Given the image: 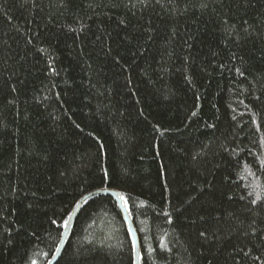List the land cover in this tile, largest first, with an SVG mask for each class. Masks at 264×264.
<instances>
[{"label": "trees", "instance_id": "1", "mask_svg": "<svg viewBox=\"0 0 264 264\" xmlns=\"http://www.w3.org/2000/svg\"><path fill=\"white\" fill-rule=\"evenodd\" d=\"M104 189L140 264H264V0H0V264ZM54 264H134L110 195Z\"/></svg>", "mask_w": 264, "mask_h": 264}, {"label": "water", "instance_id": "2", "mask_svg": "<svg viewBox=\"0 0 264 264\" xmlns=\"http://www.w3.org/2000/svg\"><path fill=\"white\" fill-rule=\"evenodd\" d=\"M101 193H106V194L110 195L116 201V203L119 207V210L121 212V215L123 217V220L127 224L129 231L131 233V236L133 239V245H135V247H134V264H140V242H139L138 234H137L136 229L134 227V224L131 220L128 209H127L126 205L124 204V201L121 198L119 192L116 190H112V189L94 190L92 192L87 193L86 195H84L80 199V201L77 203V205L72 210V212L68 218L67 224L63 230V233L61 235L60 242H59V245L57 248L59 250H56L54 256L52 257V259L49 261L48 264H54L56 262V260L58 259V257L60 256V254L62 253L66 238L68 236V233L70 231V228L72 226L74 218H75L77 212L79 211V209L81 208V206L83 205V203L85 201H87L88 199H90L91 197H93L97 194H101Z\"/></svg>", "mask_w": 264, "mask_h": 264}, {"label": "snow or ice", "instance_id": "3", "mask_svg": "<svg viewBox=\"0 0 264 264\" xmlns=\"http://www.w3.org/2000/svg\"><path fill=\"white\" fill-rule=\"evenodd\" d=\"M122 199H123V197H122ZM260 199V197L259 196H257V200H259ZM252 203H256V201L254 200V201H252ZM67 223V221H65V224ZM134 247H135V245H134ZM57 250H59V249H57Z\"/></svg>", "mask_w": 264, "mask_h": 264}]
</instances>
